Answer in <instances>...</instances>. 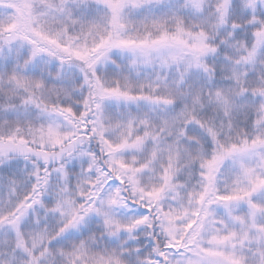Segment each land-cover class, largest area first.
Masks as SVG:
<instances>
[{
  "label": "snow or ice",
  "instance_id": "6c2138e0",
  "mask_svg": "<svg viewBox=\"0 0 264 264\" xmlns=\"http://www.w3.org/2000/svg\"><path fill=\"white\" fill-rule=\"evenodd\" d=\"M0 264H264V0H0Z\"/></svg>",
  "mask_w": 264,
  "mask_h": 264
}]
</instances>
